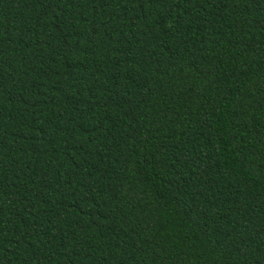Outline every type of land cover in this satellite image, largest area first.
<instances>
[{
	"label": "trees",
	"instance_id": "obj_1",
	"mask_svg": "<svg viewBox=\"0 0 264 264\" xmlns=\"http://www.w3.org/2000/svg\"><path fill=\"white\" fill-rule=\"evenodd\" d=\"M0 264H264V0H0Z\"/></svg>",
	"mask_w": 264,
	"mask_h": 264
}]
</instances>
